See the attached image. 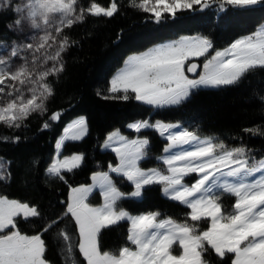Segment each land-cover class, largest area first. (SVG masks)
I'll use <instances>...</instances> for the list:
<instances>
[{
	"label": "snow or ice",
	"instance_id": "snow-or-ice-1",
	"mask_svg": "<svg viewBox=\"0 0 264 264\" xmlns=\"http://www.w3.org/2000/svg\"><path fill=\"white\" fill-rule=\"evenodd\" d=\"M258 7L264 8V0H0V11L13 13L6 25L13 36L0 38V125L14 133H23L33 118L42 119L41 132L52 129L68 111L51 108L67 79L66 56L94 35H73L75 25L90 17L114 18L126 8L159 27L186 14L210 11L214 17L202 21L204 31L132 52L107 87L97 89L106 100H135L152 112L127 123L134 136L119 127L106 133L99 147L113 151L116 162L92 172V183L73 185L68 177L87 162L84 151L65 154L66 142L90 134L89 118L81 114L63 127L43 169L49 188L57 181L67 185L65 199L50 201L45 210L38 201L0 194V264H264V149L250 148L240 133H205L194 120L153 119L162 109L185 107L203 91L236 87L264 73V23L225 46L217 45L211 31L225 26L230 13ZM67 99L70 108L75 95ZM258 99L264 117V95ZM149 132L166 141L161 152L153 151ZM241 132L264 137V120ZM27 139L0 136L13 143ZM149 161L152 166H144ZM40 163L31 157L18 166L29 176L39 172ZM12 165L0 156V183L13 181ZM156 186L186 209L182 216L123 206L127 200L143 204ZM96 189L103 203L90 201ZM226 198L234 202L226 205ZM122 222L127 224L122 245L105 250L104 233Z\"/></svg>",
	"mask_w": 264,
	"mask_h": 264
},
{
	"label": "trees",
	"instance_id": "trees-1",
	"mask_svg": "<svg viewBox=\"0 0 264 264\" xmlns=\"http://www.w3.org/2000/svg\"><path fill=\"white\" fill-rule=\"evenodd\" d=\"M108 3V0H100ZM126 3V0H125ZM13 18L11 11H0V38L5 35L12 37L6 25ZM213 13L207 12L204 16L193 15L185 17L177 23L164 27L145 24L142 14L126 8L114 18L90 17L86 23L77 24L72 29V34L79 37L91 31L92 37L82 40V48H73L66 56L68 61L67 79L58 88V93L51 102L53 110L60 107L68 108L61 120L54 123L52 129L41 132L42 119L30 120L27 129L13 132L0 125V136L22 134L28 139L19 143L5 142L0 140V156L13 161L14 179L11 183H0V194H6L10 198H26L38 201L45 209H49V202L56 199L66 198L67 185L55 182L52 188L44 183L43 169L50 162L54 154L55 139L62 133L63 127L75 116L86 115L90 122V134L83 141L67 142L66 155L74 151L87 153V162L80 168L68 174L71 184H90L91 173L94 171L107 170L109 161L116 162L115 155L110 151H104L99 147L107 132L119 127L128 136L135 133L126 129V125L133 119L144 118L152 112L149 106L141 105L135 100L121 101L104 99L96 95L97 89L107 87L111 75L121 67L123 60L132 52L141 51L154 43L166 39L176 38L177 34L204 31L202 21L213 20ZM264 23V8H256L252 11L230 13L225 26L212 28V35L218 46H225L238 35L247 34ZM123 28L124 35L120 36ZM75 95L72 107H68V97ZM259 95H264V73L251 75L236 87H230L220 91H203L195 96L192 101L183 108L162 109L153 119L161 118L168 121L178 119L194 120L199 122L203 131L208 134H242L244 142L255 151L264 149V137L259 134L242 133L244 127H252L264 120L261 114V101ZM152 141L153 151H162L166 143L158 133H146ZM238 142V141H237ZM37 157L40 160L39 172L29 176L24 175V170L18 166L20 162H27L29 158ZM97 161L101 166H97ZM144 166H152L149 161ZM27 181V182H25ZM125 190H130L125 188ZM94 204H100V195L95 192L90 197ZM234 201L225 199V204L230 205ZM129 210L141 211L159 208L161 211L173 215L182 216L186 209L177 202L162 197L159 187L156 186L148 194L143 204L134 201L124 202ZM29 230V226H24ZM127 224L121 223L106 231L103 236L105 250H115L120 247L126 237ZM54 259L59 260L56 250L51 253Z\"/></svg>",
	"mask_w": 264,
	"mask_h": 264
},
{
	"label": "rangeland",
	"instance_id": "rangeland-1",
	"mask_svg": "<svg viewBox=\"0 0 264 264\" xmlns=\"http://www.w3.org/2000/svg\"><path fill=\"white\" fill-rule=\"evenodd\" d=\"M0 47H2V45H0ZM127 129V128H126ZM128 130V129H127ZM131 132H134V131H131ZM67 143V142H66ZM104 151H110V152H112L114 155H115V153L113 152V151H111V150H104ZM91 179V178H90ZM91 183H92V180H91ZM95 192H97L99 195H100V193H99V190L98 189H96V190H94V193ZM162 195V194H161ZM163 197V196H162ZM100 198H101V203H103V199H102V196L100 195ZM167 199V198H166Z\"/></svg>",
	"mask_w": 264,
	"mask_h": 264
},
{
	"label": "crops",
	"instance_id": "crops-1",
	"mask_svg": "<svg viewBox=\"0 0 264 264\" xmlns=\"http://www.w3.org/2000/svg\"><path fill=\"white\" fill-rule=\"evenodd\" d=\"M92 180V179H91ZM91 180H90V183H91Z\"/></svg>",
	"mask_w": 264,
	"mask_h": 264
}]
</instances>
